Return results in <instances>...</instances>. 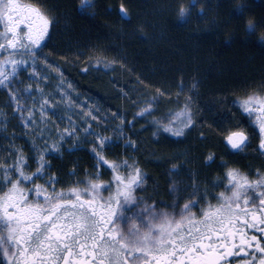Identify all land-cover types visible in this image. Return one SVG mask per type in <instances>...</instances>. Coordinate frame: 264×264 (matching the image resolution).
<instances>
[{
  "label": "trees",
  "instance_id": "1",
  "mask_svg": "<svg viewBox=\"0 0 264 264\" xmlns=\"http://www.w3.org/2000/svg\"><path fill=\"white\" fill-rule=\"evenodd\" d=\"M244 3L238 12L235 0H39L53 23L37 57L89 100L79 103L89 102L107 116L111 127L106 128L114 134L102 150L92 137L44 156L42 175V155L21 141V153L7 156L3 167H12L11 177L18 179L19 160L25 175L32 176L21 181L24 188L47 187L54 178L55 190L67 194L90 182L113 180L115 173L98 160L99 152L122 165L120 174L138 167L152 203L170 200L173 183L186 188L184 198L201 188L206 205L217 202L219 194L211 190L223 189L219 182L235 163L259 166L255 155L235 157L227 144L232 132L246 133L242 101L264 93V43L245 29L246 16L264 27V0ZM181 9L189 12L183 23ZM185 111L193 123L183 136L163 130ZM9 127L2 137L10 136ZM99 168L106 170L100 179Z\"/></svg>",
  "mask_w": 264,
  "mask_h": 264
},
{
  "label": "snow or ice",
  "instance_id": "2",
  "mask_svg": "<svg viewBox=\"0 0 264 264\" xmlns=\"http://www.w3.org/2000/svg\"><path fill=\"white\" fill-rule=\"evenodd\" d=\"M14 12L20 15L18 22H14ZM121 12L125 13L123 7ZM52 23L39 0H27L23 5L18 0H0V86L8 87L19 69L28 64L25 57L35 61L36 50ZM240 107L249 116L260 113L254 119L261 136L259 148L264 150V99L249 96ZM28 115L30 118L31 112ZM192 123L191 113L185 111L163 130L181 137ZM100 139L103 146L104 138ZM247 141L244 131L227 137L232 149L242 150ZM97 156L115 173L114 187L90 182L87 188H72L66 194L56 191L50 182L51 192L40 184L26 189L21 181H31L32 176L25 175L18 165L19 178L13 180L5 170L6 179L0 182V256L6 264H222L241 254L246 259L232 264H264V227H259L264 225V191H260L264 177L250 181L230 170L231 194L221 192L218 203L201 209L199 218L192 208L195 201L184 203L179 219L146 206L147 218L140 223L130 218L125 231L121 227L123 209L136 202L134 193L144 183L143 173L134 167L125 177L120 174L122 165L110 163L99 152ZM40 161L42 175L43 156ZM104 188H108L106 197ZM250 190L258 192V200L249 195ZM29 192L33 199H29ZM238 222L241 227H237ZM245 228L260 235L249 234Z\"/></svg>",
  "mask_w": 264,
  "mask_h": 264
},
{
  "label": "rangeland",
  "instance_id": "3",
  "mask_svg": "<svg viewBox=\"0 0 264 264\" xmlns=\"http://www.w3.org/2000/svg\"><path fill=\"white\" fill-rule=\"evenodd\" d=\"M18 2L22 5L27 3H22L21 0ZM12 15L14 22H18L20 15L15 12ZM22 26L24 25L20 24V29ZM25 59L29 61L28 64L19 69L9 86H0V95L5 96V98L3 97L4 103L0 107V166H2L0 167V182L6 179L5 170H7L8 175H11L13 171L12 167H3L9 162L7 156L15 158L21 153L24 143L28 144L27 146L30 148L33 147L44 157L57 155L62 149L69 148L71 145H78L92 137L98 149L102 150L109 146L112 136L110 134H114L106 128V125L111 127L107 116L100 115V111L92 107L89 102L79 103L78 101L89 100L78 96L68 85L63 84V81H59L63 79L60 71L47 67L46 62L43 64L38 57L35 61L31 57H25ZM261 95L260 98L263 97L264 93ZM44 100H47L48 104L45 105ZM29 112H31L30 118ZM9 125L12 127L11 134L8 138H4L2 136L10 129ZM68 132H73V135H68ZM100 138H104L103 146H101ZM21 141H23V145ZM19 163L18 160L15 165L18 166ZM99 171L98 178L100 179L101 174H106V170L99 168ZM42 180L44 181L43 178ZM53 181L54 178H49L46 185ZM104 184L114 187V181L111 179H108ZM216 184L217 182H214L213 187ZM219 184L223 185V189L219 190L218 187L216 189L214 187L211 190L212 193L231 194L229 177L220 181ZM147 186L143 183L141 187L137 188L134 193L136 202L125 206L123 209L125 216L121 227L125 231H127L130 218H134L137 223L147 218L148 212L144 211L146 206L154 207L157 212L160 210L167 211L173 214L176 219H179L184 203L195 201L192 208L197 217L201 215V209L207 207V200L199 195L200 192H205L201 188L194 189L193 196L184 198L182 192L186 191V188L181 190L180 184L177 186L176 183H173L170 200L152 203L145 194L146 189H148ZM46 188L49 192L53 190L48 186ZM102 194L106 197L108 188H104ZM139 194L143 197H139ZM83 198L86 199L87 196L85 195ZM215 199H218L217 202L210 201V203L217 204L219 197Z\"/></svg>",
  "mask_w": 264,
  "mask_h": 264
},
{
  "label": "flooded vegetation",
  "instance_id": "4",
  "mask_svg": "<svg viewBox=\"0 0 264 264\" xmlns=\"http://www.w3.org/2000/svg\"><path fill=\"white\" fill-rule=\"evenodd\" d=\"M261 99H264V95H263V97H261ZM259 114L260 113L257 112V113H254L253 116H249L243 112V115L246 117L247 120L245 121L246 123L243 122V124H242L243 127L241 130L246 131V134L248 136V141L246 142V144L244 146H242V150L232 149L231 146L227 143L229 145L231 151L235 154V157L240 156L239 158L246 159L247 157H249V153H251L252 155H255V157L258 159L257 164L259 166H257V167L256 166L253 168L242 167L239 165L240 163L239 164L235 163L236 164L235 168L231 167V170L238 171L240 174L246 176L250 181H255L259 177H264V150H261L259 148L261 136H260V132H259L258 123L254 119V116L259 115ZM227 177L228 176H226V178ZM260 191H264V189H260ZM249 195H251L254 200L259 199L258 192L256 190H250ZM242 207H243V205H242ZM253 210H255V209H253ZM200 216H198L197 218H199ZM247 218L249 220L251 219L250 216ZM241 226H242V224L240 222H238L237 227H241ZM259 227H264V225H259ZM245 231H247L249 234H255L257 236L260 235L259 232H255L254 230H251V229L245 228ZM262 243H264V241H262ZM221 251H223V249H221ZM234 251H239V249H234ZM249 255H251L250 251H249ZM257 255H259V254H257ZM245 259H246V257L243 254H241L240 256H231L228 258V261L222 262V264H232L233 261L242 262ZM0 264H6V262L3 261L2 256H0ZM253 264H256V262L254 261Z\"/></svg>",
  "mask_w": 264,
  "mask_h": 264
},
{
  "label": "clouds",
  "instance_id": "5",
  "mask_svg": "<svg viewBox=\"0 0 264 264\" xmlns=\"http://www.w3.org/2000/svg\"><path fill=\"white\" fill-rule=\"evenodd\" d=\"M236 11L242 12L246 7L244 0H235ZM189 12L185 11L182 15L179 14L178 21L183 23L186 21ZM245 29L249 33L255 34V40L258 43H264V27H260L256 21L255 16H246Z\"/></svg>",
  "mask_w": 264,
  "mask_h": 264
}]
</instances>
